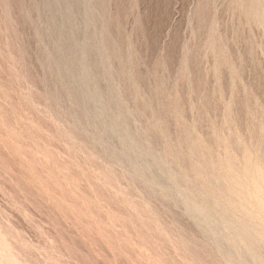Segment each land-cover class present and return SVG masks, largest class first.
I'll return each mask as SVG.
<instances>
[{"label": "rangeland", "instance_id": "374dc122", "mask_svg": "<svg viewBox=\"0 0 264 264\" xmlns=\"http://www.w3.org/2000/svg\"><path fill=\"white\" fill-rule=\"evenodd\" d=\"M256 170L264 0H0V264H264Z\"/></svg>", "mask_w": 264, "mask_h": 264}, {"label": "bare ground", "instance_id": "6f19581e", "mask_svg": "<svg viewBox=\"0 0 264 264\" xmlns=\"http://www.w3.org/2000/svg\"><path fill=\"white\" fill-rule=\"evenodd\" d=\"M122 132H123V131H122ZM129 147H130V146H129ZM228 164H230V163H228ZM228 166H231V165H228ZM232 167H233V165H232ZM247 167H248V166H247ZM161 168H162V167H161ZM248 168H249V167H248ZM237 169H238V168H237ZM255 169H257V168H254L253 171H255ZM227 170H228V168H227ZM231 170H232V169H231ZM233 170H234V169H233ZM245 170H246V169H245ZM257 170H258V169H257ZM257 170H256V171H257ZM259 170H260V169H259ZM225 171H226V170H225ZM228 171H229V170H228ZM248 171H249V170H248ZM248 171H247V173H248ZM260 171H261V170H260ZM244 172H245V171H244ZM251 172H252V171H251ZM251 172H249V173L252 174ZM249 173H248V174H249ZM257 173H258V171H257ZM257 173H254V174L256 175ZM259 173L261 174L262 172H259ZM259 173H258V174H259ZM226 174H228V172H226ZM234 174H237V173H235V171H234ZM258 174H257V175H258ZM262 174H263V173H262ZM227 176H229V174H228ZM232 176H233V175H232ZM237 176H239V175H236L235 178H238ZM262 176L264 177V174H263ZM230 177H231V176H230ZM242 177H244V176L241 175L240 178H242ZM255 177H256V176H255ZM255 177H254V176H252V177L250 176V178H254V179H255ZM228 178H229V177H227V179H228ZM232 178H233V177H231V180H232ZM235 178H234V179H235ZM258 178H259V176H258ZM258 178L256 179V183L258 182V181H257ZM227 179H226L225 181H228V182H226V183L228 184L230 181H229V179H228V180H227ZM259 179H260V181L262 182V184H264V182H263L262 179H261V176H260ZM236 180H237V179H236ZM236 180H235V182H236ZM251 180H252V179H251ZM263 180H264V179H263ZM239 181H240V180H239ZM241 181L243 182V179H241ZM253 181H255V180H253ZM253 181H251V183H250V185L252 184L251 186H254V183H255V182L252 183ZM260 181H259V182H260ZM242 182H241V183H242ZM232 183H233V182H232ZM232 183H229L230 185L228 184L229 187H231V186L233 185ZM236 183H237V182H236ZM239 183H240V182H239ZM247 183H249V181H248ZM231 184H232V185H231ZM244 184H245V183H244ZM259 184H260V186L262 185L261 183H259ZM259 184H258V185H259ZM238 185H240V184H238ZM241 185H242V184H241ZM248 185H249V184H248ZM224 186H225V185H224ZM235 186H236V185H235ZM243 186H244V185H243ZM243 186H240V187L243 188ZM246 186H247V185H246ZM256 186H257V185H255V187H256ZM263 186H264V185H263ZM178 187H179V186H178ZM229 187L227 186L226 189L229 188ZM232 187L235 188L234 186H232ZM232 187H231V188H232ZM237 187H238V186H237ZM249 187H250V186H249ZM233 188H232V190H233ZM238 188H239V187H238ZM245 188H246V187H245ZM245 188H243L242 190H245ZM247 188H248V186H247ZM261 188H262V187H261ZM178 189H179L178 191L181 190V188H178ZM222 189H223V188H222ZM240 189H241V188H240ZM240 189H239V191H240ZM255 189H257V188H254V190H255ZM183 190H184V189H183ZM229 190H230V188H229ZM232 190H230L229 192L231 193ZM234 190H235V189H234ZM247 190H248V189H246V195H248L247 193H249ZM263 190H264V189H263ZM263 190H262V191H263ZM184 191H185V190H184ZM184 191H182V192H184ZM189 191H190V190H189ZM223 191H224V189H223ZM223 191H222V193H223ZM227 191H228V190H227ZM182 192H181V193H182ZM190 192H191V191H190ZM225 192H226V190H225ZM229 192H228V194H230ZM237 192H238V191H237ZM237 192L235 191V193H237ZM258 192H260V190H258ZM186 193H188V191H187ZM191 193H193V192H191ZM222 193H221V194H222ZM240 193H243V192H239V196H241ZM244 193H245V191H244ZM244 193H243V194H244ZM251 193H252V192H251ZM253 193H254V192H253ZM263 193H264V192H262V193H260V194H263ZM221 194H220L221 197L219 196L220 199H222V196H223V194H222V195H221ZM225 194H226V193H225ZM225 194H224V196H225V197L227 196L226 198H227L228 200L231 199L230 197L228 198V195H225ZM181 195H182V194H181ZM207 195H208V194H207ZM233 195H234V194H233ZM233 195H232V196H233ZM235 195H236V194H235ZM237 195H238V194H237ZM249 195H250V194H249ZM253 195H255V194H253ZM253 195H252V196H253ZM263 195H264V194H263ZM183 196H185V195H183ZM192 196H194V195H192ZM224 196H223V197H224ZM252 196H247V197H248V198H249V197L252 198ZM256 196L259 198L258 193H257ZM260 196H262V195H260ZM186 197H187V196H186ZM186 197H185V198H186ZM196 197H197V196H196ZM196 197H193V198H196ZM234 197H235V196H234ZM234 197H232V199H233ZM237 197H238V196H236V198H237ZM243 197H244V196H242V198H243ZM254 197H255V196H254ZM262 197H264V196H262ZM206 198H208V197H206ZM214 198L216 199V197H214ZM214 198H213V199H214ZM226 198H225V199H226ZM187 199H188V198H187ZM198 199H199V198H198ZM198 199H196V200H198ZM200 199H202V198H200ZM200 199H199V200H200ZM213 199H212V200H213ZM215 199H214V201H215ZM225 199H224L223 201H225ZM232 199H231V200H232ZM234 199H235V198H234ZM234 199H233V200H234ZM249 199H250V198H249ZM249 199H248V200H249ZM254 199H257V198L255 197ZM254 199H251V200H253V203L255 202ZM259 199H260V198H259ZM191 200H192V199H191ZM206 200H207V199H206ZM210 200H211V199H210ZM217 200H218V199H216V201H217ZM238 200H239V198H238ZM186 201H187V200H186ZM207 201H208V202H212V201H209V200H207ZM207 201H206V202H207ZM216 201H215V204H216ZM219 201H220V200H219ZM221 201H222V200H221ZM221 201H220V202H221ZM226 201H227V200H226ZM226 201H225V202H226ZM241 201H242V200H241ZM243 201H244V200H243ZM256 201H257V200H256ZM258 201H260V203L258 202L259 204H263V205H264V203L262 202V199H260V200H258ZM188 202H190L189 199H188ZM188 202H187V203H188ZM194 202H197V203H198L199 201H195V199H194ZM203 202H205V199H204ZM228 202L230 203V200H229ZM228 202H226V203L228 204ZM247 202H248V206H249V207H251V205H256V204H257V202H256V204H255V203H254V204H253V203L251 204V203H249V201H247ZM247 202H246V200H245V202H244L245 205H246ZM251 202H252V201H251ZM261 202H262V203H261ZM191 203H192V202H191ZM199 203H200V202H199ZM213 203H214V202H213ZM242 203H243V202H242ZM188 204H189V203H188ZM193 204H194V203H193ZM218 204H219V203H218ZM230 204H231V203H230ZM236 204L238 205L239 203H236ZM236 204H232L233 206H231V208L234 207V209H236V208H235V205H236ZM240 204H241V203H240ZM249 204H251V205H249ZM195 205H196V204H195ZM237 205H236V207H237ZM241 205H242V204H241ZM263 205H262V206L260 205L261 208H260L259 210H262ZM190 206H191V205H190ZM197 206H198V205H197ZM197 206H195V207H197ZM210 206H211V205H210ZM212 206H213V204H212ZM212 206H211V207H212ZM214 206H215V205H214ZM220 206H222L221 203H220ZM227 206H228V205H227ZM229 206H230V205H229ZM229 206H228V208H229ZM246 206H247V205H246ZM246 206H245V208H246ZM248 206H247V210H249ZM239 207H240V205H239ZM243 207H244V205H243ZM252 207H253V206H252ZM213 208L215 209L216 206L213 207ZM213 208H212V209H213ZM221 208H224V205H223ZM221 208H220V209H221ZM225 208H226V205H225ZM241 208H242V207H241ZM241 208H239V210L242 211V212H245V211L241 210ZM245 208H242V209L245 210ZM257 208H258V204H257ZM191 209H192V208H191ZM209 209H210V208H209ZM216 209H219V206H218V208H216ZM229 209H230V208H229ZM237 209H238V207H237ZM263 209H264V207H263ZM210 210H211V209H210ZM210 210H209V211H210ZM239 210H237V212H236V210H234V212H233V208H232V211L229 210V212L231 211V212H233L234 214H235V213L237 214V213L239 212ZM255 210H256V209H255ZM202 211H203V210H202ZM204 211H206V209H205ZM209 211H208V212H209ZM214 211H215V210H214ZM216 211H217V210H216ZM219 211H220V210H219ZM219 211H218V212H219ZM226 211H227V210H226ZM250 211H251V210H250ZM252 211H254V210H252ZM252 211H251V212H252ZM263 211H264V210H263ZM263 211H262V214H264ZM223 212H224L223 210H222V212L220 211L221 214H222ZM246 212H247V211H246ZM248 212H249V211H248ZM251 212H249V214H250ZM256 212H257V214H258L259 216H261V215H260L261 212H260V213H258V211H256ZM256 212H254V213L256 214ZM200 213H201V212H200ZM202 213H203V212H202ZM202 213H201V214H202ZM209 213H210V212H209ZM209 213H208V214H209ZM212 213H214V212H212ZM203 214H204V213H203ZM203 214H202V215H203ZM210 214H211V213H210ZM214 214H216V212H215ZM214 214L212 215V217H214ZM225 214H229V213L227 212V213H225ZM230 214L232 215V213H230ZM239 214H242V213L240 212ZM243 214L245 215V213H243ZM246 214L248 215V213H246ZM251 214H253V213H251ZM251 214L249 215V218H251V217L253 216V218H251V219H254V223H253V224H255L254 227L256 228V224L259 223V222H261V221H259L260 218H258V219H259L258 222L255 223V217H259V216H256L255 214H253V215L251 216ZM205 215H206V213H205ZM205 215H204V216H205ZM237 215H238V214H237ZM237 215H235V216H237ZM247 215H246V216H247ZM254 215H255V217H254ZM207 216H208V215H207ZM220 216H221L220 214H219V216H218V214H217V218H218V219H219ZM223 216H224V214H223ZM239 216H240V215H239ZM246 216L243 217V215H242L241 218H244V219H242L243 221L246 219V218H245ZM262 216H263V215H262ZM262 216H261V217H262ZM205 217H206V216H205ZM224 217H225V219L228 218L227 215L224 216ZM232 217H233V215H232ZM214 218H215V217H214ZM214 218H213V220H214ZM220 218H221V217H220ZM238 218H239V217H238ZM241 218H239V219H240L239 222H237L238 220L235 221V225H234V223L231 222V225L236 226V222H237V223H241V222H240V221H242ZM262 218H263V217H262ZM262 218H261V219H262ZM206 219H207V218H206ZM210 219H211V218H210ZM210 219L208 218V220H210ZM218 219H217V220H218ZM236 219H237V218H236ZM247 219H248V218H247ZM215 220H216V219H215ZM219 220H223V218H221V219H219ZM219 220H218V221H219ZM228 220H232V219L230 218V219H228ZM263 220H264V218H263ZM263 220H262V221H263ZM226 221H227V219H226ZM226 221H225V222H226ZM243 221H242V222H243ZM220 222H221V224H220V226H221V225H222V221H220ZM233 222H234V220H233ZM247 222H250V221H247ZM209 223H210V222H209ZM223 223H224V222H223ZM227 223H228V222H226V225H227ZM243 223H244V222H243ZM243 223H241V224H243ZM261 223H262V222H261ZM261 223H260V224H261ZM224 224H225V223H224ZM253 224H251V225H253ZM260 224H258V225H259V226L264 225V223H263L262 225H260ZM226 225H225V226H226ZM231 225L228 224V226H230V227H231ZM237 225H239V224H237ZM218 226H219V225H218ZM225 226H224V227H225ZM228 226H226V227H228ZM234 226H232L231 229H234V228H233ZM249 226H250V225H249ZM249 226H248V228H250ZM216 227H217V226H215V228H216ZM251 227H253V226H251ZM213 228H214V227H213ZM222 228H223V226H222ZM228 228H229V227H228ZM236 228H237V227H236ZM259 228H260V227H259ZM261 228H262V227H261ZM263 228H264V227H263ZM226 229H227V228H226ZM253 229H254V228H253ZM214 230H215V229H214ZM216 230H217V229H216ZM224 230H225V229H224ZM234 230H235V229H234ZM239 230H240V232L238 231V229L235 230L236 233H237V237L241 236L240 234L238 235V232L243 234L242 228H241V229L239 228ZM244 230H245V229H244ZM248 230H249V229H248ZM261 230H262V229H260L259 232H261ZM220 231H223V230H220ZM231 231H232V230H231ZM241 231H242V232H241ZM250 231H251V230H250ZM252 231H254V230H252ZM256 231L258 232V230L256 229L255 232H253V234L255 233V235H258L259 237H258V239H255V240H257V241H253V242H254L253 244H255V242H256V244H257V242H259L258 240L260 239V235H261V234H262V236L264 235V232H263V231H262L261 234H260V233H256ZM224 232H225V231H224ZM226 232H227V231H226ZM228 232H230V231L228 230ZM245 232H246V231H245ZM232 233H235V232L232 231ZM232 233H231V235H232ZM247 233H250V232H247ZM219 234H221V233L219 232ZM259 234H260V235H259ZM224 235H225V234H224ZM226 235H227V234H226ZM226 235H225V236H226ZM229 235H230V233H229ZM244 235H245V234H244ZM248 235H249V234H246L245 237H247ZM250 235H252V233H250ZM255 235H254V236H255ZM220 236H221V235H220ZM227 236H228V235H227ZM233 236H234V234H233ZM235 236H236V235H235ZM222 237H223V236H222ZM231 237H232V236H230V241H231V239L233 240V238H234V237H232V238H231ZM242 237H243V236H241L240 240L243 239V238L245 239V237H243V238H242ZM252 237H253V236H250V238H252ZM247 238H248V237H247ZM247 238H246V239H247ZM250 238H249V239H250ZM253 238H256V237H253ZM253 238H252V239H253ZM262 238H264V237H262ZM234 239H235V238H234ZM246 239H245V240H246ZM238 240H239V239L237 238V241H238ZM245 240H244V241L241 240V241H242V242H245ZM261 240H262V239H261ZM234 241H236V239H235ZM246 241H247V240H246ZM262 241H263V240H262ZM231 242H232V241H231ZM231 242H230V243H231ZM232 244H234V245H238V244H240V241H239L238 244H237L236 242H235V243H232ZM249 244H250V243H249ZM249 244H248L247 246H249ZM251 244H252V243H251ZM251 244H250V245H251ZM260 244H264V243H260ZM245 245H246V242H245V244H244V247H245ZM238 246H239V245H238ZM241 246H242V243H241ZM241 246H239V247H241ZM260 246H261V245H256L255 247L257 248V247H260ZM263 246H264V245H263ZM244 247H243V248L241 247V248L244 250V249H245ZM255 247H254V245H253V247H251V248L254 250V252H255V250H256L255 253L257 254V252L259 251L258 249H260V248L256 249ZM261 247H262V246H261ZM236 248H238V247H236ZM262 248H263V247H262ZM246 249H247V248H246ZM253 250H250V251H252V253H253ZM257 250H258V251H257ZM250 251H249V252H250ZM259 252H260V251H259ZM255 253H254V254H251V255H252V256H253V255H254V256H257ZM261 253H262V252H261ZM261 253H258V254H259L258 256H260ZM251 255L248 254V257L250 258ZM261 255H262V254H261ZM234 256H235V255H234ZM232 257H233V256H232ZM237 258H239V255H238ZM240 258H241V257H240ZM242 259H244V258H242ZM242 259H241V260H242ZM260 259H261V258H260ZM237 260H238V259H237ZM241 260H240V261H241ZM258 260H259V259H258ZM233 261H234V260H233ZM242 261H243V260H242ZM236 262H237V261H236ZM244 262H245V260H244Z\"/></svg>", "mask_w": 264, "mask_h": 264}]
</instances>
